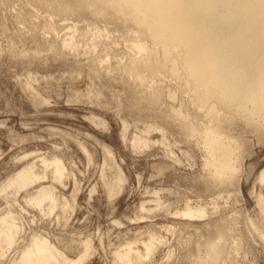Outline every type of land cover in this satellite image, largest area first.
Returning <instances> with one entry per match:
<instances>
[{
  "label": "rangeland",
  "instance_id": "obj_1",
  "mask_svg": "<svg viewBox=\"0 0 264 264\" xmlns=\"http://www.w3.org/2000/svg\"><path fill=\"white\" fill-rule=\"evenodd\" d=\"M102 19H95L100 31L93 34L95 25L72 13L58 16L30 0H0V218L17 226L13 244L0 248V264L17 260L41 238L71 261L87 241L89 255L79 264H125L115 253L127 244L143 256L127 264H196L213 240L226 242L220 264H264V217L256 203L264 195L257 179L264 134L241 121L221 126L216 135L227 136L232 148L231 185L208 188L204 181L213 167L207 166L203 133L211 123L197 117L198 129L188 138L170 116L193 101L182 74L139 82L119 72L117 63L144 59L133 43L154 46L156 60L160 47L137 33L123 36ZM30 27L37 39L27 36ZM64 39L73 47L48 49ZM159 90L175 98L166 94L167 103L149 108L144 97ZM54 159L63 169L60 179ZM25 167L39 179L17 192L5 188ZM105 183L114 186L112 196ZM41 187L53 193L52 211L48 200L40 206L30 200ZM187 208L205 215L186 216ZM220 230L226 239L216 238ZM150 238L154 246L145 257Z\"/></svg>",
  "mask_w": 264,
  "mask_h": 264
},
{
  "label": "bare ground",
  "instance_id": "obj_2",
  "mask_svg": "<svg viewBox=\"0 0 264 264\" xmlns=\"http://www.w3.org/2000/svg\"><path fill=\"white\" fill-rule=\"evenodd\" d=\"M30 1L36 8L47 9L58 16L72 13L79 21L89 20L92 26L95 25L96 18L103 17L104 23L114 25L123 36L137 33L141 41L149 40L153 45H158L161 54L159 60H156L159 50L156 51L154 46L147 49L142 42L133 43L132 46L140 57H144L143 61L136 63L131 60L128 64L117 65L115 62L116 69L139 82L147 81V78L151 81L157 80L161 76L163 79L167 74H182L185 85L193 92V101L187 106L184 104L185 108L174 111L170 116H176L182 135L188 138L194 136L198 129L197 117L203 116L211 123L210 129L203 133V141L209 151L207 166L213 169H209L207 176L204 175V182L208 184V188L211 186L216 189L231 185L229 177L234 169L230 164V141L227 136L216 134L221 126L230 125L234 121H241L258 134H264V0ZM28 16H24L27 22L30 21ZM94 27L91 30L93 34L100 31L98 26ZM31 28L30 35L36 31L35 28L32 32ZM27 36L30 39L38 38ZM55 42H49L48 45V49L54 52L73 47L71 39ZM26 84L29 86V81ZM166 94L170 99L175 98L171 91L159 90L145 95L143 101L149 108L154 109L160 103L166 102ZM214 110L217 113L209 116ZM201 112L206 114H200ZM106 155L112 161L111 151L106 150ZM52 164L55 178L60 179L63 175L60 161L54 159ZM38 179L30 168L25 167L9 178L5 188H13L17 192ZM257 179L264 183V169L259 172ZM118 180L121 182L122 178L119 177ZM105 186L108 195L112 196L114 186L106 183ZM47 188L41 187L30 200L36 206L48 200L52 211L53 193ZM256 203L264 217V195L259 193ZM184 214L203 217L205 210L187 208ZM249 224L254 228L253 222L250 221ZM16 231L17 226L8 216L0 218V248H9L13 244ZM227 237L225 230L216 234L218 239ZM261 238L264 240V235L261 234ZM82 246L83 254L76 261H71L62 257L45 239H33L21 250L18 259L10 264H60L59 257L64 264H79L89 255L88 242H83ZM153 246L154 242L150 238L145 244V257L151 253ZM225 248L226 242L213 240L205 244L196 264L224 262ZM115 257L118 262L125 264L132 260L140 262L143 258L130 244L122 251H117Z\"/></svg>",
  "mask_w": 264,
  "mask_h": 264
}]
</instances>
